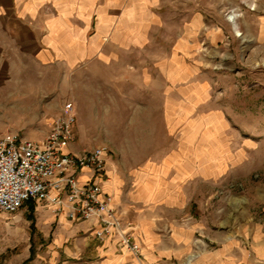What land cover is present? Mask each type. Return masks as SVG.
<instances>
[{
  "label": "crops",
  "instance_id": "crops-1",
  "mask_svg": "<svg viewBox=\"0 0 264 264\" xmlns=\"http://www.w3.org/2000/svg\"><path fill=\"white\" fill-rule=\"evenodd\" d=\"M170 1L0 0V110L9 114L14 102L59 97L62 71L71 75L93 64L126 67L129 58L147 52L159 39L154 31L167 26L161 13L169 10ZM175 18L177 36L172 46L170 38L163 39V44H168L162 48L167 54L160 56L168 60L160 69V77L166 80L161 118L166 136L175 143L144 167L117 169L108 160V179L103 184L104 193L112 197L124 221L139 233L144 258L137 261L118 248L116 241L101 245L86 222L74 224L64 215L57 219L47 212L41 220L47 231L56 225L48 242L55 264H264L261 225L253 228L251 249L244 248L241 241L215 234V249L189 261L195 253L194 234L201 224L182 226L173 221L191 211L198 184L220 181L234 171L242 177L248 152L223 139L230 126L227 112L213 105L207 85L188 83L189 74L198 71V67H190L188 58L201 52L204 42L211 46L219 43L223 33L199 11H178ZM120 71L117 78H125L124 69ZM47 80L51 87L45 85ZM28 84L42 87H24ZM44 107L35 106L33 114L43 115ZM53 121L45 125V132L23 138L44 141ZM179 131L182 138L177 142ZM71 151L82 149L76 145ZM89 176L85 174L81 181Z\"/></svg>",
  "mask_w": 264,
  "mask_h": 264
},
{
  "label": "rangeland",
  "instance_id": "rangeland-1",
  "mask_svg": "<svg viewBox=\"0 0 264 264\" xmlns=\"http://www.w3.org/2000/svg\"><path fill=\"white\" fill-rule=\"evenodd\" d=\"M168 3L169 10L161 13L167 26L154 31L162 43L156 40L146 48L147 52L129 58L126 67L120 63L93 64L76 69L71 75L62 71L59 97L14 102L9 105L12 115L0 110V136L19 132L23 138L45 132V125L58 119L63 106L72 102L78 115L74 146L82 151L108 147V160L117 169L156 162L160 151L175 143L166 136L160 110L166 84L160 69L168 61L160 59L167 54L162 49L168 45L163 44V39L170 38L172 46L177 36L178 11H199L224 37L213 46L204 42L201 52L188 58L190 67H198L197 72L189 74L188 83L201 81L207 85L213 105L227 112L230 126L223 139L248 152L242 177L234 171L220 181L198 184L191 211L173 221L182 226L201 224L194 234L195 253L189 261L215 249V234L241 241L244 248L251 249L254 226L264 227V0ZM120 70L125 78H117ZM45 85L51 87L52 83L47 80ZM42 105L46 114H33L35 106ZM181 138L179 131L177 142ZM47 212L57 219L61 217L34 203L15 215L0 213V264H55L48 242L54 237L56 225L47 231L41 220ZM48 232L51 236L46 239Z\"/></svg>",
  "mask_w": 264,
  "mask_h": 264
},
{
  "label": "built area",
  "instance_id": "built-area-1",
  "mask_svg": "<svg viewBox=\"0 0 264 264\" xmlns=\"http://www.w3.org/2000/svg\"><path fill=\"white\" fill-rule=\"evenodd\" d=\"M77 122L75 104L70 102L44 141L15 133L0 137V213L15 215L32 203L44 205L57 217L90 224L100 243L116 241L140 262L144 254L138 233L103 190L111 151L108 147L71 151ZM87 173L88 180L81 181Z\"/></svg>",
  "mask_w": 264,
  "mask_h": 264
},
{
  "label": "bare ground",
  "instance_id": "bare-ground-1",
  "mask_svg": "<svg viewBox=\"0 0 264 264\" xmlns=\"http://www.w3.org/2000/svg\"><path fill=\"white\" fill-rule=\"evenodd\" d=\"M237 32H238V31H237ZM214 124H215L216 130H218V129H219V126H220V123H219L218 121H216ZM208 133H210V131H209ZM148 175H149V174H147V176H148ZM145 186H146V187H145L146 189L149 188L148 183H146ZM20 237H21V236H20Z\"/></svg>",
  "mask_w": 264,
  "mask_h": 264
}]
</instances>
